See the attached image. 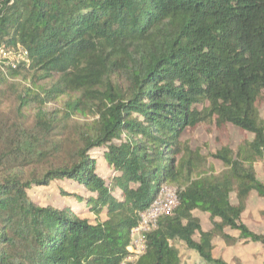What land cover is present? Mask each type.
Here are the masks:
<instances>
[{"label":"trees","instance_id":"obj_1","mask_svg":"<svg viewBox=\"0 0 264 264\" xmlns=\"http://www.w3.org/2000/svg\"><path fill=\"white\" fill-rule=\"evenodd\" d=\"M1 45L28 63L0 70V264H121L164 186L179 205L133 264H182L178 242L203 264H226L215 238L264 247L242 221L264 199V0H0ZM201 125L251 139L203 156L183 140ZM53 182L85 196L30 198Z\"/></svg>","mask_w":264,"mask_h":264},{"label":"rangeland","instance_id":"obj_2","mask_svg":"<svg viewBox=\"0 0 264 264\" xmlns=\"http://www.w3.org/2000/svg\"><path fill=\"white\" fill-rule=\"evenodd\" d=\"M13 107L14 96H12L10 102L7 104V108L13 109ZM257 107L264 120V93L258 100ZM249 139L251 137L248 134L229 125L221 127L201 125L194 130L187 131L183 137V140L188 142L193 150H200L203 156H209L224 146L235 150L239 144ZM208 163L214 167L216 173L222 170L221 164L210 157H208ZM97 170L102 177H106L109 174L104 162L99 158L97 159ZM256 172L258 179L264 183V168L261 164H257ZM61 190L67 193L85 196L82 189L68 182H53L47 187H34L29 190L28 194L40 206H46L48 204L59 207L66 204L74 205L72 199H66L60 194ZM231 201L235 204L233 195L231 196ZM193 215L199 219L203 231L211 229L207 216L198 212L193 213ZM85 217L89 218L91 216L84 214ZM242 221L251 231L257 234H264V199H260L252 193L247 200L245 211L242 214ZM227 233L233 237L237 236L236 233L229 230ZM175 246L180 251L182 264H203L195 254L186 251L184 244L178 242ZM213 246L214 257L222 260L226 264H264V247L260 245L238 242L234 246L227 247L219 238H215Z\"/></svg>","mask_w":264,"mask_h":264},{"label":"built area","instance_id":"obj_3","mask_svg":"<svg viewBox=\"0 0 264 264\" xmlns=\"http://www.w3.org/2000/svg\"><path fill=\"white\" fill-rule=\"evenodd\" d=\"M27 56V52L20 48L14 50L1 45L0 70L7 76L9 71L26 65L28 63ZM178 205L176 190L173 187H162L150 206L139 214V221L130 232L128 255L121 264H133L144 254L146 250L145 235L156 229L161 217L171 216Z\"/></svg>","mask_w":264,"mask_h":264}]
</instances>
